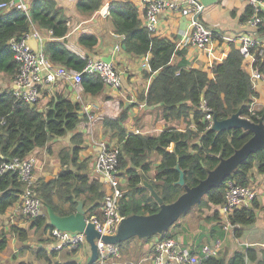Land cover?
<instances>
[{
  "label": "trees",
  "instance_id": "1",
  "mask_svg": "<svg viewBox=\"0 0 264 264\" xmlns=\"http://www.w3.org/2000/svg\"><path fill=\"white\" fill-rule=\"evenodd\" d=\"M103 2L104 0H80L78 6L92 14L102 7ZM103 11L110 12L115 31L126 36L122 43L125 52L148 57L149 69H145L143 74L147 77L155 76L147 94L140 95L139 101L145 100L149 106L160 105L166 120L185 123L181 128L171 126L159 135H148L127 132L122 126L127 117L126 112L120 117L105 119L106 125L116 128V136L121 146L118 168L120 175L126 176L128 180V190L120 199L121 215L126 217L131 214H152L159 211L160 206L149 194V190L143 187V180L153 184L165 203H171L184 191L177 184L180 177V172L175 169L177 165L184 171L186 184L190 187L196 186L207 177L208 169L215 168L220 157H230L252 136L250 131L240 128L213 131L209 127L210 122L205 120L206 113L201 108L202 102L205 101L211 109L213 119H226L239 110L242 116L250 117L249 106L258 93L236 43H231L227 58L210 70L189 68L184 51H180L175 42L154 36L145 27L139 10L132 1L111 0ZM252 14V7L247 6L241 21L246 22ZM261 15L264 18L263 12ZM42 29L51 30L54 38L65 37L69 31L65 11L58 6L56 0H36L31 4L29 12L12 10L6 15L0 13V75L14 83L18 71V64L9 44L10 39ZM257 33L264 35V19ZM79 42L93 50L98 40L94 34H83ZM44 53L53 62L75 71H80L87 62V57L76 56L59 40L45 42ZM259 62L264 71V57H259ZM2 86L0 85V165L3 160L15 156H31L34 150L47 146L53 139L76 131L82 121L80 102L53 96L46 108L41 109L39 99L36 103H28L17 98L12 89H3ZM81 86L86 92L97 94L105 85L99 75L84 73ZM259 114L264 115V109ZM250 118L257 120L254 116ZM71 140L74 147L60 153L62 168L59 174L50 181L39 180L36 191L57 214L74 213L78 200H82L88 217L93 214L100 215L102 201L107 192L103 190L99 180L91 179L85 173L88 159L79 163L84 142L83 133H74ZM154 151L161 155V164L157 167L156 175L150 178L146 174L152 169L149 158ZM253 170L264 174V148L250 155L226 180L231 179L239 185L249 186L253 180ZM225 181L219 187L211 189L194 207L198 209L203 224L215 223L219 229L222 223L220 206L225 202ZM22 186L17 173H0V215L16 206ZM258 208L256 199L252 208L235 210L231 216L232 224L240 227L254 224ZM28 219L32 221L31 228H44L45 231L53 229L46 214ZM215 225L209 228L207 239L218 235ZM186 226L188 227L187 224L176 222L169 231L152 238H176L180 235V229ZM222 227L224 228L223 224ZM220 231L222 236L224 230ZM235 231L239 236L243 233L239 227ZM10 233H14L21 240L28 237L26 229L15 225L10 226ZM184 243L189 246L187 239ZM190 244L193 253L201 254L206 243H202L200 239ZM7 245L8 238L4 233L0 239V251ZM37 255L51 262V256L43 249ZM248 261L264 264V257L260 258L254 248L246 247L234 252L228 259L218 253L205 259L203 264H248ZM62 264L80 263L70 261Z\"/></svg>",
  "mask_w": 264,
  "mask_h": 264
},
{
  "label": "crops",
  "instance_id": "2",
  "mask_svg": "<svg viewBox=\"0 0 264 264\" xmlns=\"http://www.w3.org/2000/svg\"><path fill=\"white\" fill-rule=\"evenodd\" d=\"M23 1L31 6L36 0ZM56 1L58 6L65 11L69 31L65 37L54 38L49 30H38L45 42L59 40L65 43L68 49L78 57L102 59V56H112V60L120 72L123 86L120 90L104 86V89L97 94L86 92L80 83L70 80L58 79L53 84L45 86L43 89L44 93L39 99L41 109L46 108L48 101L53 96L65 97L81 103L82 110L80 115L82 121L77 126L76 131L57 137L47 146L32 152L31 155L37 159L35 174L39 180L44 181L46 177L50 176L51 179L56 177L62 168L60 153L63 150H71L74 147L71 140L73 134L81 132L84 136V142L82 145L83 149L80 152L79 163L88 159L85 173L91 179L99 180L103 185V190L108 192L111 189L102 182L96 168V159L99 151L98 144L100 141H107L110 144L118 145L119 142L115 126L106 125L105 119H114L126 112L127 117L122 126L127 129V132L137 133L136 131L138 130L140 131L139 133L148 135H159L164 129L171 126L181 128L185 126V123L179 120H166L160 105L149 106L145 100L139 101L140 95L147 94L155 75L147 77L143 74L145 69H149L147 56L138 57L128 54L123 47L120 51L115 49L117 45H121L120 38L114 34L117 32L114 29L110 12L103 11L111 0H104L102 7L92 14H90V11H85L78 6L80 0ZM130 1L138 8L139 15L144 22L141 0ZM201 2L205 6L203 12L205 24L218 33L217 37L211 40L204 50H199L190 43L189 21L178 13L171 11L161 13L157 31L153 35L175 42L177 48L180 51H184L185 59L189 62V68L208 71L214 65L223 62L227 58L232 42H228L226 38L248 31L245 22L241 21L248 4L244 0H201ZM9 12L0 11L3 15ZM83 34H94L97 37L98 42L93 50L79 42V38ZM236 45L238 46V43ZM178 60L179 57H177L176 61ZM3 86L12 89L13 83L7 82ZM254 86L258 93L257 97H255V104L264 107V81H259ZM89 105L97 106L92 122L89 121L85 111L86 106ZM149 160L152 163V169L146 175L153 178L156 175L157 167L161 164V155L154 151L151 153ZM70 166L73 167L72 164ZM127 183L126 176L122 175L121 184L127 187ZM251 185L256 187L259 192V197L257 198L259 203L257 214L259 216L261 211H263L262 209H264V174H259L256 170H253ZM185 222H189V220ZM31 223V219L21 216L14 211V208L0 215V239L4 233L8 238L7 247L0 251V264H62L70 261L86 264L89 258L87 246L74 250L68 248L53 250L51 246L53 244L51 230L45 231L42 228L43 231L41 233L39 231L41 229L31 228ZM11 225L26 229L28 237L21 240L14 233H10ZM180 237L184 239L183 235ZM155 240L156 237L152 239L133 237L120 246L119 257L111 256L107 264H152L151 259ZM40 249H43L51 256V262L37 255Z\"/></svg>",
  "mask_w": 264,
  "mask_h": 264
},
{
  "label": "built area",
  "instance_id": "3",
  "mask_svg": "<svg viewBox=\"0 0 264 264\" xmlns=\"http://www.w3.org/2000/svg\"><path fill=\"white\" fill-rule=\"evenodd\" d=\"M253 9L252 16L245 22L248 31L236 36L227 37L228 42L238 43L241 54L245 60V66L250 72V78L255 85L259 81H264V71L261 68L259 57H264V35L257 33L258 27L263 21L264 0H244ZM141 8L144 11V25L152 33L157 31L159 16L165 11L180 14L189 21L190 43L204 50L207 45L217 37L218 33L207 26L203 20L205 6L201 0H141ZM21 10L30 11V5L23 0H0V11ZM68 24V21H67ZM52 34L53 32L49 30ZM34 34L39 41V51L35 52L27 43V39ZM120 38L121 45L116 46V50L122 49V43L126 36L114 33ZM45 40L38 31H32L21 37H12L9 41L14 59L18 64V71L13 83L14 95L28 103H36L44 93L45 86L53 84L58 79L70 80L76 83L82 81V75L96 74L102 78L105 86L120 90L123 86L120 72L117 70L113 60L105 62L102 59L87 58V62L80 71L68 69L62 64L53 62L44 53ZM147 66V65H145ZM255 88V86H254ZM143 107L142 104H140ZM202 110L206 113L205 120L213 124L211 109L206 102L201 104ZM97 106H86V116L92 122ZM264 107L255 104V99L249 106L250 117L260 118L264 121V115L259 112ZM139 133L140 131H136ZM99 151L96 159V168L101 176L102 182L110 187L101 206V214H93L88 218V222H93L96 229L102 234L112 235L117 232L118 226L123 218L120 212V199L127 192L121 184L119 166V156L121 146L110 144L107 141L99 142ZM37 159L31 155L26 158L18 156L8 160H3L0 165V173L15 172L22 182V192L20 200L14 207V211L25 218H35L45 214L44 201L37 193L36 189L39 179L36 177L35 169ZM51 177H46L49 181ZM225 202L220 206L221 218L224 222V229L232 230L239 226L232 224L231 216L235 210L252 208L254 201L259 197L258 189L252 185L244 186L235 183L233 180H226ZM53 250L68 248L71 250L87 246V238L84 232L61 231L53 228L51 231ZM99 256L93 264H107L111 256L119 257L120 244H107L102 239H97ZM152 264H203L204 260L217 255L221 249V240L217 239L212 245L202 247L201 254H195L191 248L186 246L177 238L156 237L153 248Z\"/></svg>",
  "mask_w": 264,
  "mask_h": 264
},
{
  "label": "water",
  "instance_id": "4",
  "mask_svg": "<svg viewBox=\"0 0 264 264\" xmlns=\"http://www.w3.org/2000/svg\"><path fill=\"white\" fill-rule=\"evenodd\" d=\"M26 43L35 52L39 51V41L34 34L29 36ZM102 60L111 62L112 56H102ZM235 128L250 131L251 138L241 148L235 150L230 157H220L215 168L208 169L207 177L196 186L187 185L184 171L179 165L175 167L180 172L177 184L184 189L175 201L165 203L152 183L147 180L142 181L143 187L149 190L150 195L159 204V211L152 214H131L123 217L115 234L102 235L93 222L87 221V210L82 200H78L76 211L69 215L57 214L51 205L44 202L45 214L50 225L61 231L84 232L86 234L89 249V258L86 264L95 263L99 256L97 239H102L107 244H122L133 237L151 239L153 236L164 234L183 214L200 203L211 189L219 187L250 155L264 148V121L261 118L258 121L247 119L242 116L239 110L226 119L215 118L211 126V129L216 132Z\"/></svg>",
  "mask_w": 264,
  "mask_h": 264
},
{
  "label": "rangeland",
  "instance_id": "5",
  "mask_svg": "<svg viewBox=\"0 0 264 264\" xmlns=\"http://www.w3.org/2000/svg\"><path fill=\"white\" fill-rule=\"evenodd\" d=\"M5 76L0 75V85H4L7 82H11L9 79H7ZM2 80V84H1ZM3 89H6L7 87L2 86ZM40 101V100H39ZM38 101V103H39ZM126 191L128 190L127 187L122 186ZM150 194V193H149ZM194 207L189 210L187 213L183 214L179 220L177 221L178 223H183L187 224L188 227L186 226L185 228L180 229V235H177V239L181 240L184 243V240H188V247H190L191 242H195L201 239L202 243H206L205 245H212L217 239L221 240V249L219 250V254L222 256H225L227 259L230 258L234 252L238 250H244L246 247H252L255 250L258 251L259 257L263 258L264 257V209L261 211L259 216H257V220L254 224L252 225H247V226H242L239 228H242L243 233L241 236L237 235L235 229L230 230H225L222 227V224L224 226V222L222 220L221 227L220 229L217 227V236H215L213 239H207V234H209V229H206L207 227L213 226L211 223H206L203 224V219L199 218L198 214V209H194ZM204 212V211H202ZM202 216V214H200ZM28 219V218H26ZM186 220H189V222H185ZM221 222V220H220ZM222 236H221V231ZM43 231V229L39 230ZM184 237L182 239L180 236ZM185 244V243H184ZM124 245V244H123ZM187 246V245H186ZM191 248V247H190ZM217 253V254H218ZM248 264H258L257 262H250L248 261Z\"/></svg>",
  "mask_w": 264,
  "mask_h": 264
}]
</instances>
